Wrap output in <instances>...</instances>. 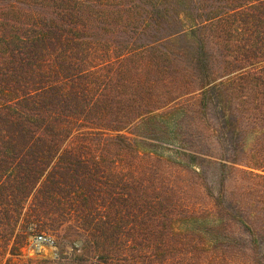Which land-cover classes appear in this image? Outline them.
Listing matches in <instances>:
<instances>
[{"label":"trees","instance_id":"obj_1","mask_svg":"<svg viewBox=\"0 0 264 264\" xmlns=\"http://www.w3.org/2000/svg\"><path fill=\"white\" fill-rule=\"evenodd\" d=\"M0 261L264 264V0H0Z\"/></svg>","mask_w":264,"mask_h":264},{"label":"rangeland","instance_id":"obj_2","mask_svg":"<svg viewBox=\"0 0 264 264\" xmlns=\"http://www.w3.org/2000/svg\"><path fill=\"white\" fill-rule=\"evenodd\" d=\"M164 149V145H163ZM38 236H31L29 238V244L26 248L23 249L22 255L19 258H16L15 260L18 262H24L29 259L37 260V259H55L61 254L65 255H72L73 253H77V250L81 248V243H76L75 248L69 243H60L59 241L53 237V236H47L43 234V236H39L40 234H37ZM39 237H44L46 239H49L47 242L38 241ZM40 243L42 245V251L39 252L35 251L34 246ZM51 251V252H50ZM9 257V256H8ZM0 264L2 262L0 261Z\"/></svg>","mask_w":264,"mask_h":264},{"label":"bare ground","instance_id":"obj_3","mask_svg":"<svg viewBox=\"0 0 264 264\" xmlns=\"http://www.w3.org/2000/svg\"><path fill=\"white\" fill-rule=\"evenodd\" d=\"M35 251L39 252L40 250L42 251V245L40 243H37L35 246ZM51 252V251H50Z\"/></svg>","mask_w":264,"mask_h":264},{"label":"built area","instance_id":"obj_4","mask_svg":"<svg viewBox=\"0 0 264 264\" xmlns=\"http://www.w3.org/2000/svg\"><path fill=\"white\" fill-rule=\"evenodd\" d=\"M38 241H39V242H40V241L47 242V241H49V239H46V238H44V237H39V238H38Z\"/></svg>","mask_w":264,"mask_h":264}]
</instances>
